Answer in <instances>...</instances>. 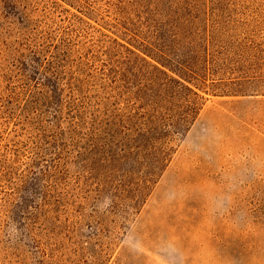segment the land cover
<instances>
[{"label":"rangeland","instance_id":"obj_1","mask_svg":"<svg viewBox=\"0 0 264 264\" xmlns=\"http://www.w3.org/2000/svg\"><path fill=\"white\" fill-rule=\"evenodd\" d=\"M201 21L229 50L189 84L200 112L139 204L140 175L115 198L97 138L53 136L56 103L33 104L47 83L33 51L64 34L90 56L101 33L157 45ZM0 264H264V0H0Z\"/></svg>","mask_w":264,"mask_h":264},{"label":"trees","instance_id":"obj_2","mask_svg":"<svg viewBox=\"0 0 264 264\" xmlns=\"http://www.w3.org/2000/svg\"><path fill=\"white\" fill-rule=\"evenodd\" d=\"M169 28L168 34L159 35L157 45L128 39L127 33L117 35L125 43L101 33L103 38L91 39L98 48L92 56L94 50L86 42L65 34L33 51L47 82L33 104L56 103L53 136L71 138L87 128L119 178L113 188L115 198L120 196L119 187L140 175L135 204L165 170L174 138L183 135L200 112L203 97L189 84L203 88L210 58L229 50L217 44L222 28L205 21L196 30L182 25ZM100 56L106 58L102 71L90 65ZM67 75L70 78L64 84ZM91 82L103 95L88 103L82 88Z\"/></svg>","mask_w":264,"mask_h":264}]
</instances>
